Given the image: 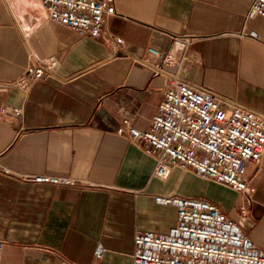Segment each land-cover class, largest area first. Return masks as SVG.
<instances>
[{
  "label": "crops",
  "instance_id": "1",
  "mask_svg": "<svg viewBox=\"0 0 264 264\" xmlns=\"http://www.w3.org/2000/svg\"><path fill=\"white\" fill-rule=\"evenodd\" d=\"M252 1L115 0L104 35L94 37L50 20L41 0H0V162L12 171L0 172L3 261L132 264L137 231L166 233L177 220L157 193L214 201L264 250V153L244 165L254 187L247 195L179 166L159 179L156 158L117 132L129 115L139 129L150 127L169 77L154 75L144 57L151 46L165 52L172 35L191 40L182 79L227 108L264 115V41L251 36L264 37V17L245 20ZM30 64L45 66V77L24 91L14 82Z\"/></svg>",
  "mask_w": 264,
  "mask_h": 264
},
{
  "label": "built area",
  "instance_id": "2",
  "mask_svg": "<svg viewBox=\"0 0 264 264\" xmlns=\"http://www.w3.org/2000/svg\"><path fill=\"white\" fill-rule=\"evenodd\" d=\"M49 19L75 30L80 35L102 37L108 16L116 13L115 0H41ZM264 17V0H253L245 20ZM252 37L263 40L259 33ZM170 47L161 51L151 46L144 61L154 75L168 74L169 86L150 127L141 130L133 124V116L123 119L117 129L132 141L143 144L144 151L156 158L154 175L167 179L173 166L194 171L201 177L222 182L238 192L251 195L245 163H258L264 153V115L250 107L222 105L213 94L196 89L182 79L179 68L189 58L191 40L172 35ZM122 43L121 36H114ZM165 66L175 67L167 72ZM45 66L27 65L15 85L28 91L32 84L45 77ZM20 115L21 108L10 109ZM0 172L11 170L0 162ZM35 182L75 184L69 177L50 174L21 175ZM154 199L176 207L177 220L166 233L154 230L134 234L132 264H264V250L249 237L241 225L212 200L173 193H157ZM247 208L242 206V211ZM5 240L0 238V264ZM99 245L94 255L104 256Z\"/></svg>",
  "mask_w": 264,
  "mask_h": 264
}]
</instances>
